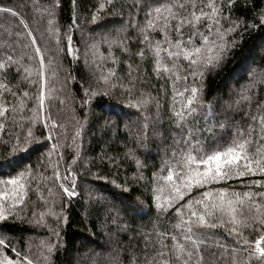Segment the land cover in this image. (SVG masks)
<instances>
[{"label": "trees", "instance_id": "trees-1", "mask_svg": "<svg viewBox=\"0 0 264 264\" xmlns=\"http://www.w3.org/2000/svg\"><path fill=\"white\" fill-rule=\"evenodd\" d=\"M101 3L105 4L103 9L99 8ZM135 3L136 0H111V3L108 0H0V7H11L18 13L13 15L0 12V39H8L9 32L22 30L19 21L23 18L28 22L45 55L46 66L51 57L56 74L46 71L45 79L56 87V98L52 101L50 115L57 122V128L52 135L59 139L61 146L58 151L63 154L59 171L61 175H65V168L71 165L77 192L76 196L69 197L58 185L45 179L51 175L49 169L43 177L37 176L36 181H32L25 196V204L19 206L25 209L27 215L21 213L23 219L0 222L4 225L5 234L12 238L11 246L21 251L22 255L27 252L34 264H146L158 249L155 230L175 231L171 227L175 223L173 210L159 213L152 192L153 174L159 173L161 166L169 161L173 133L178 131L168 121L171 85L165 83L167 95L161 93L160 84L164 81L153 73L151 61L141 62L135 55L141 45L135 39L138 33L128 25L133 20L137 24L143 22V10L138 12L134 7ZM217 3L223 5L228 21L253 23L254 18H258L264 10V0H232L231 5L228 0H217ZM94 14L98 15L95 22L91 19ZM49 20L56 29L53 35L48 30ZM222 23L227 27L226 22ZM121 27L127 28V32L120 33L121 38L133 37L125 45L127 52L122 51L117 44H113L110 49L100 37L101 32ZM237 32L239 35L232 34L237 40V47L220 68L205 75L202 90L204 104H211L216 120L226 125L236 121L243 123L245 102L241 103L240 109L223 107L238 98L237 93L242 84H252L246 94L250 97L248 103L253 110L257 104L264 103V74L257 69L256 75L250 73L247 80L238 84L233 71L241 64L260 62L264 56V42L261 39L264 37V28L245 30L241 24ZM107 34L110 41L116 39L115 32ZM153 35L155 39L162 38L158 32ZM68 36H71L72 47L78 50L71 54L67 51ZM58 47L59 58L53 54ZM24 51L31 54L32 49H18L13 54V59H19ZM83 51L92 54L87 65L84 63ZM95 53L99 55L94 56ZM128 64L133 69L137 64L140 65V72L135 74L140 75L144 83L137 87L145 94L150 93L159 98L158 123H153L156 119L153 103L140 109L129 108L130 97L121 89H114L110 96H96L87 108L81 107L85 87L102 85L100 77L107 75L109 69H114L126 81ZM21 66L34 67V62L30 65L25 57ZM24 75L23 72L18 75L14 67L6 74L0 72V82L10 85L19 99L24 90L29 91L30 95L37 91V86L30 85L23 79ZM30 79H36L35 75ZM60 82L67 85L69 95L74 100V118L67 122L68 115L63 113L64 106L61 103L65 98L62 99L60 89L57 88ZM45 94L47 97V87ZM5 100L9 103L16 102L7 94ZM26 103L27 107L16 113L18 123L24 124L25 128L28 121L20 118L30 117L32 113L28 109L34 106L31 100ZM47 105L46 99V108L40 114V121L49 114ZM114 113H119V117ZM144 117L148 118L147 121ZM40 121L34 126L35 134H44L42 143H53L54 141L46 139L49 130L43 128ZM77 130L80 132L79 136H76ZM230 135L231 131L227 127L215 128L211 135L204 134L202 139L205 143H212L214 139L224 143ZM2 152L3 149H0V160L3 159ZM77 152L79 156H76ZM40 155L39 152L33 155V165ZM52 159H57L55 153ZM260 179H264V176L250 175L230 180L228 184L238 190H246L241 181L246 183ZM250 187L259 190L256 186ZM159 194L165 196L168 193L164 190ZM136 198H139L143 212L133 218L126 213L125 208ZM49 210H54L60 218L48 215ZM33 212L36 213L35 216L32 215ZM41 213H44L43 221L37 225L35 221L40 220ZM219 231L221 239L232 245L231 238L223 230ZM244 235L249 239L255 237V233L248 230ZM165 243L170 245L171 240L167 239ZM48 244L53 246L50 255L44 247ZM215 251L216 257L209 256L208 252L204 253L206 264H231V255L222 258L220 250ZM42 253L48 256L47 261L43 259ZM9 255L15 258L10 252ZM247 258V252L237 254V259L241 262ZM252 264H256L255 258L252 259Z\"/></svg>", "mask_w": 264, "mask_h": 264}, {"label": "snow or ice", "instance_id": "snow-or-ice-1", "mask_svg": "<svg viewBox=\"0 0 264 264\" xmlns=\"http://www.w3.org/2000/svg\"><path fill=\"white\" fill-rule=\"evenodd\" d=\"M108 2L111 3V0ZM228 2L231 5L232 0ZM104 7V3L99 5L100 9ZM134 7L138 12L143 10V22L137 24L133 20L128 25L138 33L135 39L141 45L135 55L141 62L151 61L153 73L164 81L160 84L161 93L167 95L165 83L171 85L168 121L178 130L173 133L169 161L161 166L159 173L153 174L152 188L158 212L164 214L173 210L175 223L171 227L175 231L155 230L158 249L146 264H206L204 253L216 257L215 250H220L221 257L231 255V264H252L253 258L256 264H264V179L246 183L241 181L246 190H238L228 184L230 180L250 175L264 176V143H261L264 141V103L257 104L253 110L248 103L250 97L246 94L252 84H242L237 93L238 98L223 107L240 109L241 103L245 102L243 123L236 121L226 125L216 120L212 105H205L202 99L205 75L220 68L237 47V29L241 24L245 30L264 28V10L258 18H254L255 22L248 23L228 21L223 5L217 0H136ZM0 12L18 15L11 7H0ZM91 19L95 22L98 15L94 14ZM222 22H226L227 27ZM19 24L22 30L9 32L8 39H0V72L6 74L15 67L18 75L23 72V79L37 86V91L30 95L29 91L24 90L21 98L17 99V92L10 85L0 82V149H3V159L0 160V222L5 223L9 219H23L21 213L27 215L25 209L19 206L25 204V196L32 181H36L37 176L43 177L49 169L51 175L45 179L58 185L67 196L77 195L71 165L65 168V175L59 171L63 154L58 151L61 146L59 139L52 135L57 128V122L50 115L56 87L45 79L46 71L56 74L51 57L46 66L45 55L28 22L21 18ZM48 24V30L55 33L51 20ZM107 31L115 32L116 39L110 41L106 34L104 43L110 49L113 44H117L122 51L127 52L125 45L133 37H120V33L127 32V28ZM157 32L161 34V39H155L153 33ZM261 39L264 42V37ZM29 48L32 49L31 54L24 51L19 59H13L18 49ZM67 51L69 54L78 51L71 45V36H68ZM25 57L30 65L34 62V67L21 66ZM257 69L264 74V56L258 64L252 61L237 66L233 70L234 78L239 84L247 80L250 73L256 75ZM139 72V64L135 69L128 64L125 81L114 69H109L107 75L100 77L102 85L83 89L81 107L87 108L96 96H110L114 89H121L130 97L129 108L140 109L153 103L156 108L153 123H158L159 98L150 93L145 94L137 87L144 83V79L135 74ZM33 75L36 77L34 80L30 79ZM5 94L11 95L16 102H7ZM46 99L49 114L40 121V114L46 108ZM28 100L33 101L34 106L28 109L32 113L30 117L20 118L27 119L25 128L24 124L18 123L16 113L27 107ZM114 115L119 117L120 114ZM144 119L147 121L148 118ZM38 121L49 130L46 139L53 143H42L44 134H35L33 129ZM226 127L230 129L231 135L224 143L215 139L212 143H205L202 139L204 134L211 135L213 129ZM79 134L77 130L76 136ZM38 152L41 155L33 165L32 157ZM54 153L57 156L55 161L52 159ZM76 156H79V152ZM250 186H256L259 190H253ZM164 190L168 194L161 196L159 193ZM48 191L50 193L51 189ZM140 203L139 198L130 201L125 208L126 213L133 218L141 214L143 208ZM48 215L60 218L54 210H49ZM43 216L44 213H41L40 220L35 221L37 225L43 221ZM219 230L231 238L232 245L221 239ZM246 230L254 232L255 237H246ZM167 239L171 240L170 245L165 243ZM11 245L12 238L5 234L4 225L0 224V264H34L27 252L22 255ZM44 247L50 255L53 246L48 244ZM240 252H247V260L241 262L237 259ZM43 259L47 261L48 256L43 255Z\"/></svg>", "mask_w": 264, "mask_h": 264}, {"label": "rangeland", "instance_id": "rangeland-1", "mask_svg": "<svg viewBox=\"0 0 264 264\" xmlns=\"http://www.w3.org/2000/svg\"><path fill=\"white\" fill-rule=\"evenodd\" d=\"M108 33V31L107 32H101V35H100V37H101V39H103V40H105V37H106V34ZM54 33L52 32V35H53ZM107 38L109 39V35L107 34ZM53 54L57 57V58H59V55H60V49H59V47L57 48V49H55L54 50V52H53ZM92 54H91V52L89 53V52H84L83 51V56H84V63H85V65H87V63L89 62V58L91 57L92 58V56H91ZM98 56L99 54H94V56ZM56 57H54L53 59L54 60H57L56 59ZM96 58V57H95ZM93 61V60H92ZM86 67H88V66H86ZM95 78V77H94ZM57 88H59L60 89V94L62 95V99L63 98H65V99H63L62 101H63V106H64V110H63V113H65L66 115H68V119L65 121V122H67V121H69V120H71L72 118H74V109H73V106H74V103H73V97L71 96V95H69V93H70V91H69V89L67 88V85L66 84H63L62 82H60V84L58 83L57 84ZM64 121V120H63ZM64 122V123H65ZM222 258H226V256H224V257H222Z\"/></svg>", "mask_w": 264, "mask_h": 264}]
</instances>
